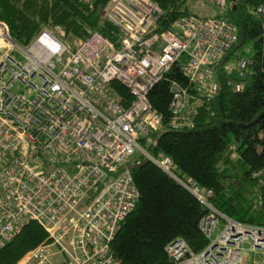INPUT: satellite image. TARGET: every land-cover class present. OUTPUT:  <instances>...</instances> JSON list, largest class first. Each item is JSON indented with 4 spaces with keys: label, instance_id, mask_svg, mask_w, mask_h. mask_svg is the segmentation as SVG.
Segmentation results:
<instances>
[{
    "label": "built area",
    "instance_id": "obj_1",
    "mask_svg": "<svg viewBox=\"0 0 264 264\" xmlns=\"http://www.w3.org/2000/svg\"><path fill=\"white\" fill-rule=\"evenodd\" d=\"M206 1L221 11L228 0ZM257 13L264 17V5ZM163 14L151 0H110L106 19L123 34L119 50L96 33L73 50L48 30L19 46L0 23V250L29 222L47 234L18 264H121L111 244L139 200L127 166L136 151L208 211L198 226L206 248L194 253L173 240L170 264H247L245 246L264 255V226L221 214L211 190L180 180L169 157L154 159L141 145L162 121L151 89L180 63L187 85L170 82L169 130L192 129L201 98L218 90L217 64L237 42L235 25L196 16L158 33ZM251 65L236 61L240 79ZM254 177L264 186V169Z\"/></svg>",
    "mask_w": 264,
    "mask_h": 264
},
{
    "label": "trees",
    "instance_id": "obj_2",
    "mask_svg": "<svg viewBox=\"0 0 264 264\" xmlns=\"http://www.w3.org/2000/svg\"><path fill=\"white\" fill-rule=\"evenodd\" d=\"M151 1L164 13L158 33L170 31L179 18L194 16L188 0ZM109 3L0 0V23L19 46L28 45L42 30H48L73 50L76 42L94 33L119 50L123 34L106 19ZM262 5L264 0H228L225 9L213 18H202L233 24L238 32L237 42L216 66L218 90L213 97L201 98L192 129L169 130L170 82L187 85L180 63L175 64L149 92V102L162 121L141 143L152 158L169 157L177 178L211 190L209 203L218 212L257 227L264 226V186L254 177L264 169V17L257 13ZM241 57L252 60L242 79L233 66ZM232 82H240L243 88L235 91ZM118 90L125 93L121 87ZM127 166L139 200L111 244L113 256L121 264H170L165 248L176 239L184 240L194 253L203 251L208 241L198 226L208 213L206 208L144 157L129 161ZM46 241L42 227L29 222L0 250V264H17Z\"/></svg>",
    "mask_w": 264,
    "mask_h": 264
},
{
    "label": "rangeland",
    "instance_id": "obj_3",
    "mask_svg": "<svg viewBox=\"0 0 264 264\" xmlns=\"http://www.w3.org/2000/svg\"><path fill=\"white\" fill-rule=\"evenodd\" d=\"M188 2H190V5L188 4L190 6L189 11L193 15H196L199 18H213L217 13H219V10L215 9L213 6L208 4L206 0H197L196 2H193V3L191 0H188ZM79 42L80 41L76 42L75 44ZM233 66L235 67V64ZM227 67L230 69V67H232V63H229ZM140 158H141L140 152L136 151L133 158L130 161H139ZM215 236H216V233H213L211 238L213 239ZM245 250L247 253V257H246L247 264H253L254 262H259V263L264 262V255L261 254V252L259 251L251 252L249 249V246H245Z\"/></svg>",
    "mask_w": 264,
    "mask_h": 264
},
{
    "label": "bare ground",
    "instance_id": "obj_4",
    "mask_svg": "<svg viewBox=\"0 0 264 264\" xmlns=\"http://www.w3.org/2000/svg\"><path fill=\"white\" fill-rule=\"evenodd\" d=\"M119 87V86H118ZM118 87H117V90H118ZM121 87V86H120ZM121 88H123V87H121ZM123 90H124V88H123ZM118 92H119V90H118ZM122 96H124V93H121V92H119Z\"/></svg>",
    "mask_w": 264,
    "mask_h": 264
},
{
    "label": "crops",
    "instance_id": "obj_5",
    "mask_svg": "<svg viewBox=\"0 0 264 264\" xmlns=\"http://www.w3.org/2000/svg\"><path fill=\"white\" fill-rule=\"evenodd\" d=\"M191 1L196 2L197 0H191ZM194 16H196V15H194ZM196 17H197V16H196Z\"/></svg>",
    "mask_w": 264,
    "mask_h": 264
},
{
    "label": "water",
    "instance_id": "obj_6",
    "mask_svg": "<svg viewBox=\"0 0 264 264\" xmlns=\"http://www.w3.org/2000/svg\"><path fill=\"white\" fill-rule=\"evenodd\" d=\"M236 0H231L232 3H234Z\"/></svg>",
    "mask_w": 264,
    "mask_h": 264
}]
</instances>
